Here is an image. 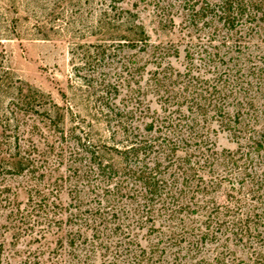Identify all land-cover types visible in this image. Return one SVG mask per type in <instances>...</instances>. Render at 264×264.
I'll return each instance as SVG.
<instances>
[{"label": "trees", "instance_id": "obj_1", "mask_svg": "<svg viewBox=\"0 0 264 264\" xmlns=\"http://www.w3.org/2000/svg\"><path fill=\"white\" fill-rule=\"evenodd\" d=\"M164 2L148 3L163 26L174 25L169 14L176 8L186 30L209 27L206 42L216 43L215 52L205 44L198 51L189 41L194 49L185 58L192 65L194 54L200 55L211 76L194 73L190 65L184 71L162 65L178 50L154 47L156 68L148 88L162 102V113L139 101L104 104L114 143L102 147L73 132L65 135L54 122L58 146L46 142L40 150L33 141L36 124L19 132L32 116L51 119L48 109L41 94L19 88L0 119V264H11L7 251L13 244L7 237L16 239L28 222L43 227L35 237L36 253L31 251L24 264H39L48 237L55 238L50 264H93L97 255L101 264H264V129L258 127L264 121V103L258 104L264 100V50L249 43L250 25L264 21V0ZM137 43L146 50L148 36ZM114 51L97 46L80 57L88 66L111 59ZM215 58L222 67L210 69ZM103 85L107 93L108 83ZM213 123L234 140L235 151L217 150ZM67 139L70 173L42 191L40 179L63 162L61 144ZM102 152L117 157L118 164L105 161ZM26 175L35 182L22 204L18 189L6 182ZM62 188H68L67 206L58 198ZM33 217L40 221L31 222Z\"/></svg>", "mask_w": 264, "mask_h": 264}, {"label": "rangeland", "instance_id": "obj_2", "mask_svg": "<svg viewBox=\"0 0 264 264\" xmlns=\"http://www.w3.org/2000/svg\"><path fill=\"white\" fill-rule=\"evenodd\" d=\"M149 1L0 0V119L4 120L8 103L19 88L41 94L43 107L48 109L51 119L32 116L26 120L25 126H21L19 133L26 126L36 124L33 141L42 150L47 147L46 142L55 144L60 140L54 122L67 136L73 132L97 147L111 146L114 143L110 139V126L113 123H108L103 106L107 103L125 107L139 101V106H148L152 111L162 113V102L148 88L151 73L156 68L151 57L154 47L159 46L161 50L176 48L178 56L172 53L164 57L162 65L170 64L174 69L184 71L190 65L185 55L188 51L192 52L193 44L198 51L205 44L208 50L215 52L213 47L216 43L207 45L209 27L197 31L192 28L186 30L183 27L184 14L181 15L176 8L169 14L170 18L173 17L174 25L163 26L153 3L148 4ZM246 25L249 24L246 22ZM250 27L251 48L264 50V21L252 23ZM188 32L192 39L187 36ZM145 35L148 36L149 46L143 50V44L135 43ZM189 41H194L191 46ZM97 46H110L111 50L114 48L115 56L103 62L84 65L80 54ZM192 63L190 67L194 73L211 76V73H204V62L200 55L194 54ZM220 63V58H215L208 63V67H222ZM140 67L139 71H134ZM103 82L108 83L107 93L102 90ZM138 85L142 87L140 93ZM263 103L264 100H258L259 105ZM212 127L218 130L214 139L217 150L235 151L237 145L234 140L219 130L216 124L213 123ZM258 127L264 129V121ZM21 137L28 144L26 132ZM61 146L65 158L60 165L52 168V174L43 171L45 175L40 179V189L59 175L70 173L72 141L67 139ZM55 151L57 154L58 149ZM102 157L114 164L119 162L117 157L105 152H102ZM34 182L26 175L9 177L6 183L12 189H18L17 199L25 204L26 189ZM58 198L63 206H67L70 203L68 188H62ZM219 200L222 201V194H219ZM34 220L40 221L33 217L31 222ZM29 225V222L22 225L23 230L16 239L7 237L8 243L13 244L7 251L13 257L11 264H24L31 251L36 253L39 244L35 237L43 225L39 222ZM46 242L38 255L39 264L51 263L49 253L55 246V238L48 237ZM141 242L145 243L143 240ZM232 248L238 255L245 257L238 247ZM261 249L264 250V245ZM93 261V264H101L100 256H95ZM27 262L32 264L31 260Z\"/></svg>", "mask_w": 264, "mask_h": 264}]
</instances>
